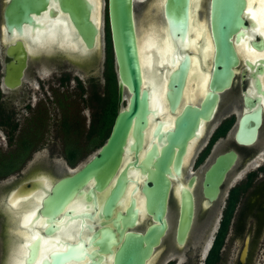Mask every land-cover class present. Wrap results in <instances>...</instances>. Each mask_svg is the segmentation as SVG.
I'll return each instance as SVG.
<instances>
[{
  "label": "flooded vegetation",
  "instance_id": "af4514ba",
  "mask_svg": "<svg viewBox=\"0 0 264 264\" xmlns=\"http://www.w3.org/2000/svg\"><path fill=\"white\" fill-rule=\"evenodd\" d=\"M144 1L142 0L141 3ZM199 1V6L195 9L190 0L188 31L191 29V24L199 25L202 21L206 2ZM255 1L246 0L245 37L235 44L239 62L234 68L231 86L219 93L213 117L210 121L204 122L199 137L187 143L182 158L181 175L171 179L165 215L168 229L159 245L153 249L146 264H264V25H259L252 14L258 5V0ZM153 5L154 3L147 6V9L153 8ZM156 8L159 12V7ZM2 9L0 10V130L4 137L10 140L7 146L9 147L12 145L13 138L15 142H32L29 134L27 135V132L24 134L18 128L19 123L16 117L18 113L12 104H18L19 107L29 110L32 104L31 91L36 89L43 92L44 80L47 76L66 77L67 80L63 82H69L68 72L60 71L64 66H71L79 74H82L84 69H89L86 80L90 94H94L89 98L103 99L107 95V41L100 69L95 66L93 60L95 52L88 53L79 61V59L65 57L57 51L58 48L55 45L46 51V49L37 48L33 43L28 44V41L24 39L27 45H31L30 48L28 46L27 66L20 84L9 89L3 83L4 67L9 61L5 52L12 43L11 39L16 36L10 37L7 33L3 24ZM147 9L140 16L139 22L137 19L138 43L147 36L159 39V33L162 32L157 24L158 14H155V11L149 14L150 10L147 11ZM161 16L164 20L163 15ZM42 17L43 15L35 18L39 26H36L34 31L45 26L44 21H41ZM147 20L150 21V25L144 26L143 22ZM28 31L34 32L31 28ZM108 37L110 39L109 28ZM172 41L177 43V40ZM241 44H243L242 48L238 47ZM186 53L192 60L193 51L181 47L177 54L169 57L168 64L158 65L156 72L160 73L159 79L162 81L164 107L161 109V114L152 107L156 112L155 122L160 119L168 121L170 117L176 115L169 111L165 95L168 89L166 76L169 69H171L170 73L177 67L179 58ZM173 58L175 63L172 65ZM190 63L176 113L186 104L200 106L207 92L206 86V91L197 100L184 102L185 87L190 84L188 77L192 61ZM206 64L201 63L203 73L209 69ZM75 78L78 77L75 75ZM75 81L80 83L78 79ZM123 103L125 105V102ZM117 107L119 109L118 104ZM257 112L260 115V125L254 141L250 144L239 143L236 133L240 124V135H242L244 129L253 125V117ZM112 124L108 131L106 130L104 140L99 144L98 149L106 141ZM64 131L66 139L62 143L61 154L56 156L53 153L46 156L40 150H36L38 143L33 144L35 155L32 158L30 154L26 157V166H23L25 162L22 163L24 173L14 174L13 172L0 179V264H43L44 261L50 260L51 254L67 253L68 248L77 245L83 247V254L80 257H69L62 264H89L99 257L102 259L100 264H111L112 258L109 254L101 253L95 243L101 238L102 230L110 229L115 232L111 222L117 213L124 214L132 197L135 199V209H137L136 226L132 230L142 233L148 225L153 223L151 217L144 211L143 196L137 194L132 196L131 192L127 191L119 197L116 202L119 205L107 217L105 204L110 195L109 191L105 189L100 193L92 192L87 195L90 185L86 186L83 192L75 193L69 198L62 211L55 216L53 223L40 213L43 207L42 201L50 194L42 189L50 187L54 182L68 176L87 162L96 152L89 155L84 162L80 161L81 157L103 139V137L98 138L96 144H86L94 137L93 130L89 128L82 140L83 143L80 144L77 143V135L67 136V133L77 132L75 129L68 128ZM229 153L233 154L235 159L226 172L215 199L210 200L203 191L205 173L219 157ZM175 188L179 189L175 191ZM185 193L192 196L193 218L184 243L179 245L176 241V231L181 213L182 195ZM15 202H17L16 205H13ZM51 224L54 230L46 233V228ZM63 228L67 230L64 231ZM38 237L36 251H32L31 246ZM50 245L52 247L48 248ZM91 253L96 254L90 257Z\"/></svg>",
  "mask_w": 264,
  "mask_h": 264
},
{
  "label": "water",
  "instance_id": "95a60500",
  "mask_svg": "<svg viewBox=\"0 0 264 264\" xmlns=\"http://www.w3.org/2000/svg\"><path fill=\"white\" fill-rule=\"evenodd\" d=\"M203 1L206 3L201 20L207 28L211 45L207 60V92L200 106L186 104L176 113L191 62L190 55L183 54L177 67L167 73L168 89L165 95L170 113L176 115L168 121L160 119L155 122L156 112L151 106V92L144 83L140 62L135 0H5L2 9L3 24L10 37L16 36L11 39L12 43L5 52L9 61L4 67L3 83L9 89L18 86L24 75L29 54L23 35L26 29L34 31L39 26L35 18L45 13L50 19L62 16L70 30L72 49L58 47L57 51L67 58L80 61L88 53L100 52L102 10L104 6L106 8L119 109L111 131L98 151L68 176L42 189L50 194L42 201L40 213L53 223L69 198L75 193L83 192L88 185L91 187L87 195L92 192L100 193L105 189L109 191L105 204L107 217L119 205L116 202L124 192H131L132 196L142 195L144 211L153 223L142 233L132 230L137 219L135 199L132 197L124 214L117 213L111 222L115 232L110 229L102 230L101 238L95 243L101 253L109 254L111 264H146L153 249L159 245L168 229L165 215L171 179L181 175L187 143L199 137L204 122L213 117L219 93L228 89L233 81L234 68L239 62L235 44L245 37L246 31V0ZM99 2L101 13L98 19L95 13ZM153 3L159 7V12H154L159 16L158 23L156 21L159 29L164 26L163 15L168 36L172 40L183 41L188 31L190 0H156ZM164 34L159 33L161 37ZM171 63H175L174 58ZM259 125L260 115L257 112L253 117V125L244 129L242 135L240 124L236 133L238 142L252 143ZM234 159L235 156L231 153L221 156L206 171L203 191L210 200L215 199ZM192 218V196L185 193L182 195L176 231L179 245L185 241ZM52 230L53 224L45 232L50 233ZM38 240L39 237L31 246L32 251H36ZM81 254L83 247L77 245L68 248L67 253L51 254L50 260L43 264H62L69 257H80ZM95 254L91 253L90 257ZM101 260L99 257L89 264H100Z\"/></svg>",
  "mask_w": 264,
  "mask_h": 264
},
{
  "label": "rangeland",
  "instance_id": "374dc122",
  "mask_svg": "<svg viewBox=\"0 0 264 264\" xmlns=\"http://www.w3.org/2000/svg\"><path fill=\"white\" fill-rule=\"evenodd\" d=\"M141 1L142 0H135L134 4L136 19H138V22L140 16H142L147 9V6L149 7L153 2H156V0H145L142 3ZM0 2L1 10L5 4V0H1ZM156 7L157 5L154 4L153 8H148L147 11L150 10L149 14H152L153 11L157 13ZM149 17H151V15L148 16V19ZM56 18H58V16H56L55 19ZM143 23L144 26L150 25V21L148 20ZM102 24L101 49L99 53L95 52V56H93L95 66L100 69L105 53L104 46L108 36L105 6L102 10ZM87 70L89 69L86 68L83 70L82 74H79L76 69H73L71 66H64L60 71L68 72L70 77L69 82H63L67 80L66 77L60 78L59 76H53L52 78L51 76H47L44 80L45 89L43 92L36 89L31 91L32 104L29 110L19 107L18 104H12L14 110L18 113L16 116L19 123L18 128H20V131L24 132V134L27 132V135L29 134L34 145H37L38 143L39 147L37 146L36 150H40L46 156L53 153L57 156V154L62 153V143L66 139L64 129H75L77 132L67 133V136L73 137L77 135V143H83L82 140L85 138L86 133L90 128L93 113L96 110L95 99L89 98L93 97L94 94H90V88L86 80V75L88 73ZM75 75L78 78H75ZM76 79H78L81 85L75 81ZM122 106H125L124 103ZM103 140L104 138L97 143L98 137L94 134V137L91 138L89 142L87 141L86 144H97L92 149L87 150L85 152L86 155H83L80 161L84 162L89 155L97 152L99 144L102 143ZM9 142L10 140H8L7 137H4L3 132L0 130V155H5L9 152L8 150L14 151L18 148V145L21 144V142H15V139L13 138L12 145L7 147ZM34 155V149L30 150L31 158L34 157ZM26 159L27 158L22 160V163L25 162ZM23 166H26V162ZM23 166L21 164L20 168L15 171L14 174L22 173L24 169Z\"/></svg>",
  "mask_w": 264,
  "mask_h": 264
},
{
  "label": "bare ground",
  "instance_id": "6f19581e",
  "mask_svg": "<svg viewBox=\"0 0 264 264\" xmlns=\"http://www.w3.org/2000/svg\"><path fill=\"white\" fill-rule=\"evenodd\" d=\"M91 1L96 2L97 0H91ZM191 2H193V6L196 9L199 6L200 1L199 0H191ZM255 2H257V0ZM257 4H256L257 7L255 9L253 8L254 10H253L252 14H254V17L258 21V24L263 26L264 25V0H258ZM194 8L192 10H194ZM100 13H101V6H100V2H99L98 8L96 9V13H95L97 18L98 17L100 18ZM57 16H58V18L51 20L48 18V16L45 13L42 17L43 19L41 20L42 22L43 21L45 22V26L43 27L44 29L43 28H41L40 30L35 29V31L33 33H29V31L26 29V31L24 32V35H23V39L28 41V44L33 43L34 45L37 46V48L39 47L43 50L46 49V51L48 48H51L53 45H55L57 48L60 47L61 49L71 50L72 44L70 43V40H71V38H70L71 36L69 34L70 30H69V28L66 27L65 22L63 21V17L60 15H57ZM197 18H198V16H197ZM63 22H64V24H63ZM163 22H164V20H163ZM190 26H191V29H190V31L187 32V36L185 37V39L183 41L177 40V43H174L171 40V38L168 36V34L166 33L165 23H164V26L162 29V32L165 34L162 37L159 35L160 38L156 39L155 37L147 36L146 38L142 39L140 43H138V44H140L138 46V48H139V53H140V62H141V66L143 69L144 83L146 84V86L149 88V90L151 92V106L156 108L157 110L156 109L155 110L157 112H159L160 114H161V109L164 107L163 102H162V96H163V89L162 88L163 87L161 85L162 81H160V79H159V78H161L159 75L160 73L158 74L156 71H158L157 69L159 67L158 66L159 64H162V63L168 64L169 63V57L171 55L177 54L181 47H185V49L189 48L190 50L193 51L192 60H191L192 61V67H191L189 77H188L190 84L188 85V83H187L188 86L185 87L184 102L195 101L198 99V97H201L203 95V93L206 91L209 72H208V69L206 70L207 72L205 71L206 73L202 72L201 63L203 62L204 64H206L207 60L209 59V55H210V51H211L210 37H209V33L207 32L206 26H204V21H201L199 25H196V23H195V25L191 24ZM12 36L15 37L14 35H12ZM26 45H27V43H26ZM242 45L243 44L239 45L238 47L242 48ZM28 46H29V48L31 47V45H27V49H28ZM32 48H34V47H32ZM160 67H161V65H160ZM169 67H172V66H169ZM170 70L171 69H169V71ZM169 71H168V73H169ZM152 122H153V119H152ZM175 189L174 190L177 191V189H179V188H175ZM38 196H39V194H38ZM79 201H78V203H80ZM16 203L17 202H15L13 205H16ZM19 205L20 204H18V206ZM21 205H23V204H21ZM78 206H79V204H78ZM80 206H81V204H80ZM26 211H28V210H26ZM14 225H16V224H14ZM68 227H70V226H68ZM26 228H27V226H26ZM63 230H64V228H63ZM65 230H67V229H65ZM27 236H29L28 233H27ZM27 236H25V237H27ZM67 237H70V236H67ZM50 247H52V246L50 245L48 248H50ZM53 248H54V246H53ZM20 254H22V253H20Z\"/></svg>",
  "mask_w": 264,
  "mask_h": 264
},
{
  "label": "trees",
  "instance_id": "16d2710c",
  "mask_svg": "<svg viewBox=\"0 0 264 264\" xmlns=\"http://www.w3.org/2000/svg\"><path fill=\"white\" fill-rule=\"evenodd\" d=\"M107 58H106V77L108 90L107 95L102 98H96V110L93 113L90 128L98 138H104L106 130L110 128L113 119L118 111L117 107V79L114 66V59L110 39L107 36ZM33 142L21 141L20 146L14 151H9L5 155H0V179L17 171L24 160L33 149Z\"/></svg>",
  "mask_w": 264,
  "mask_h": 264
}]
</instances>
